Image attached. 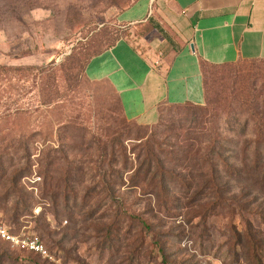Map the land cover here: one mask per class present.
<instances>
[{
	"label": "rangeland",
	"instance_id": "obj_1",
	"mask_svg": "<svg viewBox=\"0 0 264 264\" xmlns=\"http://www.w3.org/2000/svg\"><path fill=\"white\" fill-rule=\"evenodd\" d=\"M135 1L0 0V65L8 66V72L0 75V113L7 108L25 110L16 114L14 121L1 119L0 132L18 139L22 135L26 139L29 134L34 165L32 174L22 179V183L35 194L31 198L33 212L28 209L18 219L12 217L10 207L7 210L0 207V226L8 227L17 236L39 235L48 250V255L37 254L8 243L0 235V264H249L245 261L246 249L234 244L230 230L231 222L238 230H244V219L257 229L256 237L264 248V212L257 211V207L235 212L233 219L221 199L213 213L209 210L208 215L201 216L207 203L217 201L215 195L195 203L188 200L191 195L181 184L171 183V192L159 197L142 180L138 166L144 147L151 145L167 157L165 150H173L180 141L182 127L201 128L196 108L163 104L162 126L134 125L126 121L111 83L86 77L85 66L94 51L111 45L119 37L128 36L146 46L141 34L157 26L173 45L181 43L174 34L160 28L156 20L148 24L122 21L120 12ZM222 69L212 65L206 72L208 93L211 95L214 90L221 93L217 125L240 128L250 117L240 111L244 108L240 92L246 88L264 95V60L252 64L240 62L233 75ZM235 112L237 120L233 117ZM253 127L256 126L252 119L247 128L253 131ZM112 136L122 141L117 144L120 148L126 147L130 166L123 168L122 153L120 162L114 165L125 170L123 182L109 172L115 180V194L111 196L102 181L97 185L100 177L92 182L91 175H87L89 180L80 188L81 202L75 206L71 200V207L65 209L59 206L56 216L52 200L41 196L43 178L38 173L42 150L47 152L51 147L46 146L61 145L60 156L68 151L88 161L96 158L95 146L103 145ZM234 138L238 144L243 140ZM88 145L92 146L88 149L89 156L83 152ZM228 145L230 150H237L235 142ZM64 160L65 157L57 167ZM88 164L91 174L94 173L97 165ZM105 167L108 168L107 164ZM91 185L97 190L88 192ZM252 192L244 200L252 198L264 205V190L255 188ZM230 204L234 207L236 203ZM92 210H96L95 214L86 219ZM107 223L116 225L113 245L101 237Z\"/></svg>",
	"mask_w": 264,
	"mask_h": 264
},
{
	"label": "trees",
	"instance_id": "obj_2",
	"mask_svg": "<svg viewBox=\"0 0 264 264\" xmlns=\"http://www.w3.org/2000/svg\"><path fill=\"white\" fill-rule=\"evenodd\" d=\"M104 48L97 52L94 51L89 60L93 56L99 54ZM263 60L264 57L248 59L239 58L233 62L226 61L217 63L208 62L200 58L199 67L201 75L203 76L202 88L204 104L198 105L191 101L174 104L165 103L173 106L190 105L196 108L200 113V118L197 120V116L194 115L193 118L198 121L201 128L182 127L184 133L179 132L178 137L180 141L175 143L173 150H165L167 157L161 156L159 151L151 145L144 147L143 159L139 160L138 170L142 171V180H144L145 184L155 190L159 197L171 192V183H177L179 185L181 184V186L186 189L187 193H190L191 196H189L188 200L195 203L200 199H204V197L212 198L214 195L217 197V201L205 203L206 212H203V214L201 213V216L208 215L210 212L209 210H212L211 213H213L214 206L219 204L221 199L223 201L225 200L224 204L227 205V212H230V217H233V219V214L235 212L241 213L243 210L251 208L255 209L257 207V211L264 212V205L257 204L255 201L253 202L252 198L244 200L254 193L252 190L255 188L264 190V95L253 93L252 89H250V91L246 88L241 90L240 95H242V98L240 103L244 108L240 111L241 113H246L250 117L246 118V120L241 123L240 128L218 127L217 122L219 120V115H221L220 107H222L221 93L217 90H214L213 93L211 92V95L208 93V81L206 76L208 68L212 65L218 66L221 69L223 68L221 71L224 73H228V70H230V72H233V75V70H235V67L238 66L240 62H249L252 64L255 61ZM82 64L83 63L80 62L81 66ZM6 72H8V66L0 65V75ZM262 78L264 81V76H262ZM118 101L122 110L119 96ZM162 105L163 104L159 106V112L161 114L159 122L152 124L130 122L123 113V110L122 113L126 121L134 125L140 124L149 127L162 126ZM22 112H25L22 108H7L0 113V120L7 118L9 121H14L12 118H16V114ZM233 115L237 120V113L235 112ZM252 119L256 127H253V131H249L250 127L247 128V126ZM168 129L170 130V128ZM1 133L2 132H0V207L5 210L10 207L12 209V217L18 219L24 211L28 209H30L29 212H33L31 209V198L32 200L35 198L34 190L27 189L22 183V179L32 174L34 153L31 152L29 140L27 139L29 134L26 136V139L24 135H20L21 137L18 139L11 137L8 133L3 135H1ZM234 137H241L243 140L238 144V141H235ZM229 142H235V145L237 144V150L233 148L230 150V146L228 145ZM119 143H122L119 137L112 136L110 140L103 145L95 146V151L97 152L96 158L92 157L88 159V161H84L81 157L82 155H72V153L68 151H64L65 154L60 156L58 153L63 152L60 148L61 145L53 147L46 146L51 147L47 152L42 150L41 157L39 158L41 169L39 171L40 173H38L43 178L41 196L52 200L51 203L55 206L56 216L59 215V206H63L65 209L71 207V200L74 202L75 206L81 202L79 200V196H81L80 188H83L84 183L89 180L87 175H91L92 182L95 181V177H100L101 179L97 182V185L100 186V182L102 181L104 187L110 191L111 196L115 194V180L111 179L112 177L108 174L112 172L114 177L123 182L122 179L124 178L125 170L120 169V167H115L114 165V163L120 162L122 153H124L123 168L128 169V167H130L128 165L129 156L125 153L126 147L122 145L121 149L120 146L117 145ZM74 146L75 145L70 143L71 148H74ZM90 147L92 146L88 145L84 148L87 150L83 151L88 156V149ZM54 152L55 154H53ZM64 157L65 160L62 166L57 167ZM90 162H94V164L97 165L96 171L92 174L90 170L91 167L88 164ZM106 164L108 168L105 167ZM56 171L58 172L57 176L54 175ZM232 180H234L235 183H231ZM103 185L101 186L102 189ZM92 189H96V187L91 185L88 188V192ZM227 192H230L231 195ZM83 201L85 202V200ZM230 202L236 203L233 204L234 207L231 206ZM205 204H199V206L201 205V207H203ZM74 210L76 212L78 211V209ZM95 212L96 210L89 211L85 218H92ZM70 213L74 218H77L75 213ZM38 217L40 216L38 215L37 218ZM244 220V230H238L236 224L231 222L230 230L233 232V234H231V239H233L234 244L239 243L246 249L245 261L249 264H264V248L261 247L262 241L256 237V234H258L257 229H255L253 224L247 219ZM146 225L152 227L149 223H146ZM115 228V224L107 223L102 229H105L101 236L102 240L109 245H113V231ZM5 240L8 241L7 239ZM8 243L10 242L8 241ZM161 249H163L162 246ZM31 251L42 254L38 251ZM4 253L6 252L3 251V254Z\"/></svg>",
	"mask_w": 264,
	"mask_h": 264
},
{
	"label": "crops",
	"instance_id": "obj_3",
	"mask_svg": "<svg viewBox=\"0 0 264 264\" xmlns=\"http://www.w3.org/2000/svg\"><path fill=\"white\" fill-rule=\"evenodd\" d=\"M120 18L132 24L156 20L181 42L173 45L156 26L141 34L146 46L120 37L87 63L86 76L109 81L123 113L136 123L159 122L161 104H204L200 58L264 57V0H136Z\"/></svg>",
	"mask_w": 264,
	"mask_h": 264
},
{
	"label": "built area",
	"instance_id": "obj_4",
	"mask_svg": "<svg viewBox=\"0 0 264 264\" xmlns=\"http://www.w3.org/2000/svg\"><path fill=\"white\" fill-rule=\"evenodd\" d=\"M0 235L3 238L7 239L14 246H19L27 250L29 249L38 251L44 255H48V250L39 235L29 234L28 236H17L10 232L8 227H5L3 225L0 226Z\"/></svg>",
	"mask_w": 264,
	"mask_h": 264
},
{
	"label": "water",
	"instance_id": "obj_5",
	"mask_svg": "<svg viewBox=\"0 0 264 264\" xmlns=\"http://www.w3.org/2000/svg\"><path fill=\"white\" fill-rule=\"evenodd\" d=\"M192 47H194V45L192 44Z\"/></svg>",
	"mask_w": 264,
	"mask_h": 264
}]
</instances>
